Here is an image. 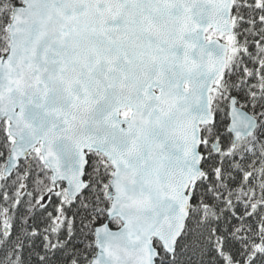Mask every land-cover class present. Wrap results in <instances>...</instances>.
I'll return each instance as SVG.
<instances>
[{
	"label": "snow or ice",
	"instance_id": "obj_1",
	"mask_svg": "<svg viewBox=\"0 0 264 264\" xmlns=\"http://www.w3.org/2000/svg\"><path fill=\"white\" fill-rule=\"evenodd\" d=\"M0 264H264V0H0Z\"/></svg>",
	"mask_w": 264,
	"mask_h": 264
}]
</instances>
